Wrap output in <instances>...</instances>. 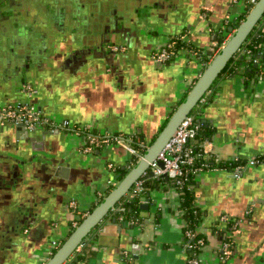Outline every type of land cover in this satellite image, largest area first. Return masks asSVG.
Returning a JSON list of instances; mask_svg holds the SVG:
<instances>
[{
    "label": "crops",
    "instance_id": "crops-1",
    "mask_svg": "<svg viewBox=\"0 0 264 264\" xmlns=\"http://www.w3.org/2000/svg\"><path fill=\"white\" fill-rule=\"evenodd\" d=\"M111 1L116 25L106 27L101 10L80 30L86 38L82 45L72 39L74 30L52 33L53 53L24 79L36 93L19 91L22 78L0 74V106L32 101L53 120L138 136L149 146L232 35L235 28L227 30L228 23L250 2L254 6L252 0ZM222 31L226 41L208 63L202 61L199 54L214 50ZM88 35L94 39L89 41ZM175 38H182L185 47L166 64L157 63L154 55ZM66 41L70 48L64 46ZM104 42L122 44L124 49L103 53ZM85 44L90 52L74 61L66 64L59 56ZM211 89L202 118L209 129L201 142L206 156L218 162L251 157L262 162L247 166L240 178L215 170L198 175L195 194L203 212L199 230L207 239L200 255L204 264H220L223 239L212 230L223 227L221 216L226 214L239 221L233 235L235 253L226 264H264V76L248 86L241 72L223 73ZM42 142L37 144L42 149H34L13 126L1 128L0 264H45L51 243L62 245L73 231L77 213L70 201L77 200L85 217L99 203L98 192L112 190L123 178L109 164H136L119 147L83 153L81 136L74 132L49 131ZM17 164L20 177L11 182ZM142 201L150 209H140V220L134 224L105 217L96 239L85 249L94 253L90 264H186L190 253L178 189L160 184ZM134 242L140 244L138 257L132 252Z\"/></svg>",
    "mask_w": 264,
    "mask_h": 264
},
{
    "label": "built area",
    "instance_id": "built-area-1",
    "mask_svg": "<svg viewBox=\"0 0 264 264\" xmlns=\"http://www.w3.org/2000/svg\"><path fill=\"white\" fill-rule=\"evenodd\" d=\"M237 1V0H235ZM254 4L258 0H252ZM254 34L263 33L264 34V15L259 20L255 26ZM261 44L259 45V47ZM172 47V41L168 42L162 49H160L155 55V61L157 63H167L174 58V53L170 49ZM116 49H119L116 47ZM124 49V48H123ZM242 47L238 50V55L244 53ZM237 57H233L231 62H235ZM255 62L258 60L255 59ZM230 62V63H231ZM228 68V66H227ZM264 75H260L262 78ZM26 91L30 94L36 93L35 88L32 85H25ZM213 92L212 89L208 90L203 97L200 99L199 103L195 109L189 113L185 119L178 126L163 151L159 155V160L164 164V168H160L156 163L152 164V168L155 170L154 177L160 178L161 176H168L176 180L177 184H181L184 178L188 174H194L195 178L205 170H215V171H228L235 178H240L247 166H256L262 162L259 157H251L244 162H238L236 164L229 163L227 165H218V159H214L215 166L208 167L207 163H202L198 165V159L202 156H206L204 150L199 151L196 147L202 145L200 142L199 131L201 127V119L203 118V110L205 105L208 103ZM21 126L24 128L25 132H33L36 130L47 129L52 133L62 132H74L81 136L82 140V152L85 154H93L95 151L105 148V147H119L126 151L128 154L129 162H136L143 156V154L132 145V138L118 134L115 132H96L89 130L87 127L82 125H77L68 119L56 121L52 118L45 116L41 113L38 106L32 101H18L7 106H0V128L5 125ZM145 146L144 148H146ZM208 157V156H206ZM210 158V157H208ZM111 168H115L113 163H110ZM208 167V168H207ZM150 177L145 174L137 179L129 191L116 203L114 207L110 210L108 214L110 216L120 215L126 211L128 204L134 200L138 199L142 201V196L146 193V181ZM109 189V188H108ZM107 189V191H108ZM106 190H100L98 192V202H100L105 196H107ZM70 207L77 213L74 226L79 225L78 220L82 218V214L78 211V202L76 199L70 201ZM84 217V216H83ZM221 220L223 223H228L231 221L229 215H222ZM104 219L87 235V237L77 246L72 255L76 253H82L88 246L94 242L97 237L98 232L101 230V223ZM130 223L134 224L135 221L130 220ZM184 224L186 221L184 220ZM238 221L233 224V228L238 227ZM100 225V226H99ZM199 230V225L197 229H188L185 231V236L189 238V242L186 243V248L196 249L193 254L187 258L186 264H204L203 259L200 255L201 250L205 246L204 238H197L195 242H192L197 236ZM60 243L53 241L50 248L48 249L49 255L52 256L54 252L60 247ZM138 244H134V248H138ZM234 246L230 240H222L219 249V260L220 264H226L234 255ZM71 255V256H72ZM70 256V257H71ZM69 260V259H68ZM67 260L63 263L65 264Z\"/></svg>",
    "mask_w": 264,
    "mask_h": 264
},
{
    "label": "flooded vegetation",
    "instance_id": "flooded-vegetation-1",
    "mask_svg": "<svg viewBox=\"0 0 264 264\" xmlns=\"http://www.w3.org/2000/svg\"><path fill=\"white\" fill-rule=\"evenodd\" d=\"M114 7L111 0H0V74L6 72L22 78L19 91L26 92L25 85L29 81L24 79L53 53V32L74 30L72 39L82 45L86 38L80 30L87 28V21L92 22L101 10L106 27L116 25ZM92 38L87 36L89 41ZM65 43L64 46L69 47L67 41ZM100 45L113 52H121L124 47L116 42ZM85 46L74 52L66 49L59 56H63L61 58L67 64L76 60L79 54L90 52V46ZM20 172L19 164L12 167L11 182L20 177Z\"/></svg>",
    "mask_w": 264,
    "mask_h": 264
},
{
    "label": "water",
    "instance_id": "water-1",
    "mask_svg": "<svg viewBox=\"0 0 264 264\" xmlns=\"http://www.w3.org/2000/svg\"><path fill=\"white\" fill-rule=\"evenodd\" d=\"M263 15L264 0H258L244 20H242L237 27L232 26L230 28V31H233L235 28L230 38L221 47L212 62L207 66V68H205L184 100L171 114L162 130L153 140H151L150 145L145 148L143 156L125 174V176L120 179L117 185H115L107 196H105L96 205V207L84 217V219L65 239L63 244L54 252L45 264H63L66 260H68L77 246L103 219H105V217L110 213L112 207H114L116 203L129 191L137 179L144 174L148 177H153L155 175V170L152 168L153 163H156V165L160 168H164L163 162L159 160V155L163 151L164 147L185 117L195 109L203 95L210 90V88H212L214 83L227 67L230 60L241 48ZM102 50L103 53H108L107 51L110 52L108 49L102 48ZM13 128H15L18 131V135L30 143L34 149H42V147H39L38 145L40 143H44L42 141H45L46 135L49 133L47 130L25 132L24 128L21 126H13ZM41 134H43V140L39 137ZM96 153H98V151H96ZM59 169L61 170V168ZM166 177L168 176L166 175ZM140 209L149 210L150 206L146 203H142L140 205ZM134 244L138 243L134 242ZM138 245V248H134L132 250L136 257L140 254V244Z\"/></svg>",
    "mask_w": 264,
    "mask_h": 264
},
{
    "label": "trees",
    "instance_id": "trees-1",
    "mask_svg": "<svg viewBox=\"0 0 264 264\" xmlns=\"http://www.w3.org/2000/svg\"><path fill=\"white\" fill-rule=\"evenodd\" d=\"M253 3L247 4L245 9L238 14L234 19H232L226 29L230 26L237 27L242 20L247 16L250 9L252 8ZM255 29L249 34L246 41L241 46L242 49H244V53L241 55H238V52L233 56L237 57L235 62L228 63V68L226 67L225 70L222 72L225 75H231L234 73H239L244 75L246 79V84L249 86L253 81H256V78L260 75H264V34H254ZM226 41V36L223 33V31L218 34L216 39V46L214 47V50L206 51L204 54H199L202 56V61H205L208 63V61L212 58V56L215 54V51H217ZM261 46L259 47V45ZM186 42L182 38H175L172 40V47L170 48L173 53L174 57L178 53V51L185 47ZM257 59L258 61L255 62L254 60ZM221 74V75H222ZM220 75V77H221ZM219 79V78H218ZM201 127L199 131V137L200 142L206 139V137L209 135V129L206 123L201 119L200 121ZM138 136L132 137V145L136 147L142 154L145 152V146L140 142V139H138ZM199 151H203L202 145L196 147ZM243 159H232V160H226L225 162H219L218 165H227L229 163L236 164L238 162H244ZM136 162V160L134 161ZM202 163H207L208 167H213L217 164L214 162V158H208L206 156H202L200 159H198L197 164L201 165ZM134 165V163L129 164V166H116L115 172L116 174L122 178L125 176V174L131 169V167ZM207 167V168H208ZM197 180L194 176V174H188L183 182L181 184H177L176 180L171 177L161 176L158 179H148L146 181V192L150 191L153 187H159L160 184L162 185H170L174 186L178 189L180 194V210L183 219L186 221V224H184V233L188 229L195 230L197 229V226L201 223L203 218V212L201 208L197 204L196 200V194H195V188L197 186ZM111 191V187L108 189L107 193ZM97 204H94L90 210V212L96 207ZM140 201L138 199L132 200L127 208L126 211L121 214L123 216V219L129 221L133 220L135 222H138L140 220L138 214L140 212ZM116 218H119L120 215L114 216ZM84 217H82L78 222L80 223ZM237 220L231 219L230 222L224 223L223 227H217L213 229L212 231L217 233L219 237H221L223 240H230L234 245V238L233 235L237 228H233V224H236ZM76 227L72 226V230H74ZM204 238L206 242V236L202 232H198L197 236L194 238L192 242H195L197 238ZM184 242L188 243L189 238L185 236L184 234ZM206 244V243H205ZM196 249H188V252L190 253V256L193 254V252ZM94 254L90 249L85 250L82 253H76L72 255L69 260L65 264H90L89 259Z\"/></svg>",
    "mask_w": 264,
    "mask_h": 264
}]
</instances>
